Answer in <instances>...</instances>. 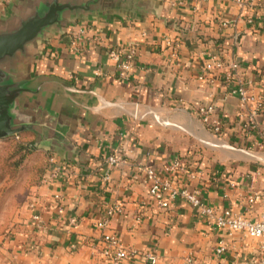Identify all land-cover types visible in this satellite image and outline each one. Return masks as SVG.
<instances>
[{"label": "crops", "instance_id": "1", "mask_svg": "<svg viewBox=\"0 0 264 264\" xmlns=\"http://www.w3.org/2000/svg\"><path fill=\"white\" fill-rule=\"evenodd\" d=\"M22 2L12 0L0 21ZM107 6L50 27L14 65L18 76L44 82L35 106L45 113L46 137L34 145L32 132L15 135L32 142L29 171L41 167V174L11 227L14 240L0 236V264H111L113 252L101 243L105 233L136 252L119 264H144L146 252L157 256V264H180L188 254L196 264H231L258 254V240L214 229L181 200L168 210L155 209L138 169L152 166L166 176V166L179 159L195 173L188 186L206 205L259 217V204L250 206L245 197L264 193V141L239 132V104L230 93L236 82L224 80L213 56L236 61L240 81H251L254 95L264 92V0H109ZM129 45L136 46V56L125 75L108 51ZM210 102L223 122L219 135L195 113ZM134 105L140 118L132 115ZM258 121L264 128L263 114ZM115 152L124 163L111 167L104 182L99 167ZM49 159L64 171L45 187L40 177ZM178 182L185 184V175ZM54 193L64 196V218L42 202L46 233L32 251L27 203ZM108 208L118 212L108 228H96V217ZM218 239L226 246L219 258Z\"/></svg>", "mask_w": 264, "mask_h": 264}, {"label": "built area", "instance_id": "2", "mask_svg": "<svg viewBox=\"0 0 264 264\" xmlns=\"http://www.w3.org/2000/svg\"><path fill=\"white\" fill-rule=\"evenodd\" d=\"M8 0H0V5L3 6ZM184 0H181L183 2ZM186 1V0H185ZM191 1V0H187ZM240 4L241 0H234ZM226 24V23H225ZM224 24V25H225ZM178 45H174V49L177 50ZM174 56V54H172ZM136 56V46L129 45L127 47H119L117 49H110L108 51V57L116 64L125 75L130 72V69L134 65V58ZM214 57V68L223 73L224 80L230 82L235 80L236 85L231 90V94L234 95L239 104V110L236 114L235 123L241 134L244 136L258 135L259 138L264 141V128L259 126L258 118L260 114L264 115V92L258 95H254L249 87L253 84L251 81H240L238 78V64L236 61L231 60L225 63L221 57ZM136 109V110H135ZM195 113L198 116L200 122L214 135L222 133L223 122L221 117L216 112L215 105L206 103L199 105L195 109ZM133 117H139L137 113L136 105H134ZM104 164L99 167V170H104L103 180L109 181V170L111 167H116L124 163L123 157L120 152H115L105 157ZM61 170L64 171L62 165L55 163V160L49 159V167L45 174L40 179V185L49 187L59 177ZM139 173L143 175V181L147 188V199L149 203L157 210H168L170 205L176 201L181 200L193 209H195L200 217H203L205 221L216 230H225L228 233L237 232L243 237L256 239L259 241L260 252L255 255L242 258L238 263L231 264H264V193L260 191H252L245 197V201L248 205L252 206L258 203L260 206L259 217L252 219L245 215L236 213L231 207H225L221 210L216 207L206 205L199 196V193L195 189H191L188 183L193 180L194 172L188 171L186 166L179 160L174 159L165 168V175L161 176L156 172L152 166H144L138 169ZM185 175V184L179 185V176ZM231 187H234L233 183H230ZM53 208L58 219L64 218V196L60 193H54L46 197L43 201L40 198L33 197L27 203L29 210V229L31 232L30 242L32 251H37L41 245L43 235H45L46 227L41 218L42 202ZM118 212V209H106L103 213H100L95 221L94 226L98 229L108 228L111 217L114 213ZM138 220V218H136ZM69 224L74 225L76 223L75 218L68 219ZM15 237V230L9 228L2 240L9 242L13 241ZM101 243L108 251H112L111 264H119L122 260L126 259L130 255H135L136 252L131 250L127 251L122 246L119 239L112 234H103L101 237ZM73 249L76 247L73 246ZM226 251L224 240L218 239L214 248V254L216 257H221ZM157 256L152 252H146L144 254V264H157ZM180 264H196L194 257L188 254L183 257Z\"/></svg>", "mask_w": 264, "mask_h": 264}, {"label": "water", "instance_id": "3", "mask_svg": "<svg viewBox=\"0 0 264 264\" xmlns=\"http://www.w3.org/2000/svg\"><path fill=\"white\" fill-rule=\"evenodd\" d=\"M107 1L23 0L16 12L0 21V139L30 131L36 145L46 137L45 113L35 106L44 82L22 78L13 70L19 60L28 56L27 46L44 38L50 27L59 29L69 16L106 9Z\"/></svg>", "mask_w": 264, "mask_h": 264}, {"label": "rangeland", "instance_id": "4", "mask_svg": "<svg viewBox=\"0 0 264 264\" xmlns=\"http://www.w3.org/2000/svg\"><path fill=\"white\" fill-rule=\"evenodd\" d=\"M11 2L8 0L5 5H0L1 18L6 15ZM18 141L15 136L0 139V236L21 216L20 209L30 195L29 188L37 181V171H29L35 158L28 156L22 161L23 152L18 150Z\"/></svg>", "mask_w": 264, "mask_h": 264}, {"label": "trees", "instance_id": "5", "mask_svg": "<svg viewBox=\"0 0 264 264\" xmlns=\"http://www.w3.org/2000/svg\"><path fill=\"white\" fill-rule=\"evenodd\" d=\"M18 150H20V151H22L23 152V154L20 156V159H22V161L26 158V157H28V156H30L33 152H34V150L36 149L33 145H32V142H28V143H23V142H20V141H18ZM38 167V166H37ZM39 168H41V167H38V168H34V170L35 171H37ZM47 168H48V165H47V163H46V165H45V167H44V171L41 169V171H43V172H45L46 170H47ZM42 172V173H43ZM37 174V173H36ZM40 174H41V172H40V170H39V172H38V174H37V177H39L40 176ZM43 175V174H42ZM41 175V176H42ZM41 178V177H40Z\"/></svg>", "mask_w": 264, "mask_h": 264}]
</instances>
